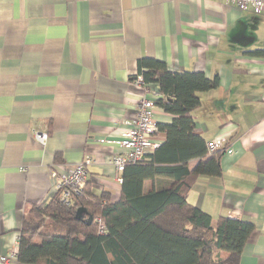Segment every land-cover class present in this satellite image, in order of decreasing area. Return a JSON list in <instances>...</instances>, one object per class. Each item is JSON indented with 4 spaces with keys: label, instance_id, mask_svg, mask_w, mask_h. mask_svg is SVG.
I'll use <instances>...</instances> for the list:
<instances>
[{
    "label": "crops",
    "instance_id": "0c3cea01",
    "mask_svg": "<svg viewBox=\"0 0 264 264\" xmlns=\"http://www.w3.org/2000/svg\"><path fill=\"white\" fill-rule=\"evenodd\" d=\"M143 59L218 77L191 116L205 142L224 139L222 172L198 177L186 199L212 225L252 223L239 264H264V13L221 0H0V256L18 248L24 213L60 194V177L85 157L83 187L119 199L109 158L136 116ZM172 118L155 106L157 125Z\"/></svg>",
    "mask_w": 264,
    "mask_h": 264
},
{
    "label": "trees",
    "instance_id": "16d2710c",
    "mask_svg": "<svg viewBox=\"0 0 264 264\" xmlns=\"http://www.w3.org/2000/svg\"><path fill=\"white\" fill-rule=\"evenodd\" d=\"M139 64L144 82L161 94L155 105L173 117L157 125L164 142L125 166L117 201L84 186L68 199L56 194L45 207H31L18 229V263L239 264L255 226L226 216L212 225L211 216L186 199L198 177L222 172L225 147L208 153L191 116L200 104L198 93L218 87V77L171 72L154 59ZM80 208L85 210L77 217ZM98 216L105 224L101 234L94 221Z\"/></svg>",
    "mask_w": 264,
    "mask_h": 264
},
{
    "label": "built area",
    "instance_id": "2783aa9c",
    "mask_svg": "<svg viewBox=\"0 0 264 264\" xmlns=\"http://www.w3.org/2000/svg\"><path fill=\"white\" fill-rule=\"evenodd\" d=\"M226 4L236 6L241 11L251 10L255 15L264 13V0H221ZM132 82L142 91L135 118L124 130L121 139L118 141L122 153L114 154L109 158L118 173H122L125 166L142 160L147 154L152 152L158 143L153 140L158 131L157 123L154 119L155 103L154 100L161 96L158 87L148 85L144 82L141 73H138ZM33 137L40 143H44L48 137V131L33 129ZM224 147L223 138H214L206 142L208 153H212ZM92 164V158L85 157L75 164L65 176L59 179V192L63 199H68L73 193H80L88 176V167ZM52 177H56L53 173ZM120 179V176L118 178ZM97 232L105 231V224L101 217L95 218ZM18 248L13 247L9 253L0 256V264H17Z\"/></svg>",
    "mask_w": 264,
    "mask_h": 264
},
{
    "label": "water",
    "instance_id": "95a60500",
    "mask_svg": "<svg viewBox=\"0 0 264 264\" xmlns=\"http://www.w3.org/2000/svg\"><path fill=\"white\" fill-rule=\"evenodd\" d=\"M84 210H85V208H83V209H82V208L78 209V210H77V217L80 216V215L82 214V211H84ZM91 220H92V218L89 216V217H88V221H91Z\"/></svg>",
    "mask_w": 264,
    "mask_h": 264
}]
</instances>
